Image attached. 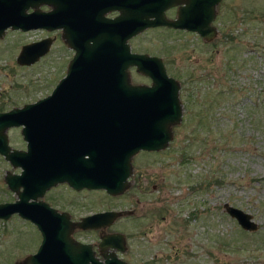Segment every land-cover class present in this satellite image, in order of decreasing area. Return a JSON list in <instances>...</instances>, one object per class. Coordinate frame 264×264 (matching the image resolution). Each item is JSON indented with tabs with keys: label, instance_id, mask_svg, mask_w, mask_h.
<instances>
[{
	"label": "rangeland",
	"instance_id": "374dc122",
	"mask_svg": "<svg viewBox=\"0 0 264 264\" xmlns=\"http://www.w3.org/2000/svg\"><path fill=\"white\" fill-rule=\"evenodd\" d=\"M212 24L223 41L161 28L134 41L164 58L180 83L183 111L164 148L132 156L126 189L109 194L60 182L42 197L77 220L119 210L112 228L126 236L120 257L131 264H264V0H220ZM41 35L6 30L0 37V111L49 94L62 75L57 42L33 63L16 61L20 42ZM6 132L11 147H26L21 126ZM6 171L20 167L0 153V202L17 198ZM224 202L250 212L258 228H242ZM107 226H75L72 236L97 244ZM40 242L32 221L0 218V264H23Z\"/></svg>",
	"mask_w": 264,
	"mask_h": 264
},
{
	"label": "water",
	"instance_id": "95a60500",
	"mask_svg": "<svg viewBox=\"0 0 264 264\" xmlns=\"http://www.w3.org/2000/svg\"><path fill=\"white\" fill-rule=\"evenodd\" d=\"M24 1L0 0V37L8 27L55 29L60 25L58 0H48L53 8L45 14L34 10L30 24L23 13ZM176 1L129 0L130 21L138 24H124L127 37L162 24L185 27L207 38L214 36L211 24L220 0H186L177 18H166L164 8ZM32 4L37 5L34 0ZM51 41L45 37L24 44L16 61L35 62L48 51ZM102 42L104 46L99 40L97 44L81 42L66 74L49 94L0 111V153L20 167L17 173H5L4 179L17 198L0 202V218L17 213L41 232L37 250L28 254L23 264H130L116 253L124 249L121 232L101 236L99 247L112 248L101 259L91 243L72 236L75 226L110 225L119 210L96 211L73 221L68 211L58 210L42 197L60 182L75 189L123 192L129 185L132 156L140 150L164 148L172 138L171 126L182 118L180 83L167 73L162 57L131 51L126 34L122 52L121 44L118 49L119 41L110 33ZM101 47L104 50L100 52ZM132 65L150 76L151 83H132ZM11 126H21L25 148L9 144L6 130ZM223 205L242 228H258L250 212L228 202Z\"/></svg>",
	"mask_w": 264,
	"mask_h": 264
},
{
	"label": "flooded vegetation",
	"instance_id": "af4514ba",
	"mask_svg": "<svg viewBox=\"0 0 264 264\" xmlns=\"http://www.w3.org/2000/svg\"><path fill=\"white\" fill-rule=\"evenodd\" d=\"M34 1L37 4L35 6L32 4L33 0L24 1L23 13L25 16L26 24H30L32 22V18H33L32 13L34 12V10L38 9V11H41L42 14L43 13L45 14V12L47 13L49 10L53 8V5L50 4L48 0H34ZM165 1H168V0H165ZM168 3L169 2L165 4H168ZM185 3H186V0H177L176 3H174L173 5H168L167 7L164 8V16L168 19L177 18L179 16L180 7L184 5ZM58 4H59V10H60L59 16H58L59 18L58 24L60 25L57 28L48 29L47 27H40V28L37 27V28L23 29L20 27L18 28L8 27L6 30H10V32L14 31V32H19V33H27L32 30H40L43 33V35H41L38 38L25 39V41L20 42L19 51L16 54L15 59L17 58L22 46L26 43L36 41V40H39L45 37H51L52 41L47 51L49 52V50L52 49L54 43L57 42L56 44L59 46V48H61V51L63 54V65H62L63 73L60 76V78H62L66 74L69 62L71 61L73 56L76 54L77 52L76 48L80 47L81 42L97 44L99 40L101 41L100 46H104L102 40L105 38L106 33H110L111 37H115L119 41L118 49H120V44H121V50H120L121 52L123 50L124 37L126 34V42L130 44L131 51L138 52V53H148L150 55H158V54L149 53L147 51H143V50L135 48L134 41L144 31L148 29H152V28L153 29L161 28V29L171 30L173 32H179L183 34L184 36L187 34H193L196 36V38L208 44H213L215 41L221 42L224 40V38L220 36L222 31L220 30V27L217 26L216 24H211L215 28V34L212 38L203 37L199 34V32L187 29L185 27H175V26H169L166 24L146 27L142 31H139L138 33L128 38L127 37L128 29L125 30L124 24H138V22L136 21H130L129 0H58ZM105 24H110L109 28H106ZM227 36L229 37L231 35L227 34ZM103 50H104V47H101L99 51L101 52ZM162 60L166 67L167 73L169 74L166 62L163 57H162ZM129 72H130V81L132 83H135V84H150L151 83V77L138 71L135 65H132L129 67ZM136 77H138L139 80H135L134 78ZM180 92H181V89L179 90V96H180ZM1 111H4V110H1ZM69 217L73 221L77 220V218H73L72 215H69ZM112 224L104 228L105 230L101 228L98 229L99 235L102 236L105 233L113 232L114 230L112 228ZM78 239L81 240L80 238ZM123 239H124L123 247L125 249L126 236L123 235ZM81 241L91 243L92 249L94 250V254L96 256L99 255L101 257L103 256L102 255L103 253H109L112 250L111 247L100 248L99 242L95 244L94 242H91V241H84V240H81ZM124 249L116 250L118 256L123 255V253L127 250V248L126 250ZM127 262L131 264V262L129 261Z\"/></svg>",
	"mask_w": 264,
	"mask_h": 264
},
{
	"label": "bare ground",
	"instance_id": "6f19581e",
	"mask_svg": "<svg viewBox=\"0 0 264 264\" xmlns=\"http://www.w3.org/2000/svg\"><path fill=\"white\" fill-rule=\"evenodd\" d=\"M113 222H114V221H113ZM113 222H112V223H113ZM112 223H111V224H112Z\"/></svg>",
	"mask_w": 264,
	"mask_h": 264
}]
</instances>
